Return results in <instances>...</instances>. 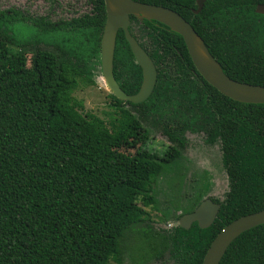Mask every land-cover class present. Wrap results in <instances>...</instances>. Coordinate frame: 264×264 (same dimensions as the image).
<instances>
[{"label": "trees", "instance_id": "obj_1", "mask_svg": "<svg viewBox=\"0 0 264 264\" xmlns=\"http://www.w3.org/2000/svg\"><path fill=\"white\" fill-rule=\"evenodd\" d=\"M135 1L177 11L227 76L264 86V15L255 12L264 0H207L199 14L196 0ZM92 4V15L60 22L0 10V264H122L127 232L147 222L140 264L165 252L175 264H202L226 225L264 210V104L222 95L197 72L180 35L132 17L158 71L153 94L140 104L110 94L108 122L83 115L73 94L101 73L106 21L104 0ZM114 76L125 93L138 92L142 69L123 31ZM145 118L167 138L163 154L146 148ZM188 133L219 143L228 191L213 199L221 208L209 228L162 234L147 211L155 208L153 185L180 158ZM220 264H264V224L238 237Z\"/></svg>", "mask_w": 264, "mask_h": 264}, {"label": "rangeland", "instance_id": "obj_2", "mask_svg": "<svg viewBox=\"0 0 264 264\" xmlns=\"http://www.w3.org/2000/svg\"><path fill=\"white\" fill-rule=\"evenodd\" d=\"M19 9L31 16L43 17L51 22L69 20L90 12L87 0H0V10ZM31 46L24 47L28 59ZM101 73L96 71L95 85H81L74 97L82 102L81 113L96 115L109 120L115 109L111 105L110 91L105 86ZM134 114L136 109L124 104ZM142 123L151 132L146 148L163 154L169 145L167 138L145 118ZM188 145L180 158L168 164L153 185L155 208H148L153 220L150 225L162 234L178 225L179 216L193 212L205 199L223 201L228 191V178L222 163L219 143L209 145L202 134H187ZM133 153L134 149L125 150ZM149 222L134 226L122 242V264H140L139 236ZM142 258V257H141ZM113 264V263H112ZM142 264H175L169 252L160 259L149 258Z\"/></svg>", "mask_w": 264, "mask_h": 264}, {"label": "water", "instance_id": "obj_3", "mask_svg": "<svg viewBox=\"0 0 264 264\" xmlns=\"http://www.w3.org/2000/svg\"><path fill=\"white\" fill-rule=\"evenodd\" d=\"M207 0H196L194 14H199ZM106 23L101 38L100 69L105 86L117 99L132 104L146 102L157 83L156 66L139 42L131 35V16L139 21H156L184 40L194 67L203 79L219 93L233 101L244 104H264V86L239 82L227 76L221 64L210 53L207 45L193 26L177 11L169 7L142 3L135 0H104ZM256 13L264 15V4L256 7ZM119 30H123L136 63L142 69V83L137 93H125L114 76V57ZM221 208L207 198L192 213L183 215L178 226L189 230L193 223L200 229L209 228ZM264 224V210L248 214L226 225L213 239L202 264H220L227 249L243 233Z\"/></svg>", "mask_w": 264, "mask_h": 264}, {"label": "flooded vegetation", "instance_id": "obj_4", "mask_svg": "<svg viewBox=\"0 0 264 264\" xmlns=\"http://www.w3.org/2000/svg\"><path fill=\"white\" fill-rule=\"evenodd\" d=\"M87 3H88V5H89V7H90V12H88V13H84V14H82V15H80V16H78V17H81V16H84V15H92V10H93V4H92V0H87ZM105 9H106V7H105ZM78 17H72V18H78ZM132 17L133 16H131V20H132ZM71 18V19H72ZM106 18H107V14H106ZM135 18V17H134ZM71 19H69V20H71ZM68 20V21H69ZM137 20V19H136ZM62 21H67V20H62ZM139 23H143L142 21H139V20H137ZM58 22H60V21H58ZM149 22H154V21H149ZM156 22V21H155ZM105 23H106V21H105ZM105 26V25H104ZM131 27H132V32H131V35L139 42V44H140V41L137 39V37L139 36V32H138V27H137V25L136 24H134V23H132V25H131ZM130 27V28H131ZM120 31H123V30H119L118 31V33L120 32ZM124 32V31H123ZM125 35V34H124ZM117 36H118V34H117ZM141 45V44H140ZM146 51V50H145ZM147 52V51H146ZM148 53V52H147ZM155 64V63H154ZM157 69V68H156ZM196 69V68H195ZM157 74H158V71H157ZM158 77V76H157ZM158 80V79H157ZM141 83H142V81H141ZM157 84V83H156ZM141 86V85H140ZM155 87H156V85H155ZM140 89V88H139ZM154 90H155V88H154ZM139 91V90H138ZM154 92V91H153ZM129 95V94H128ZM133 95V94H132ZM144 103V102H143ZM213 202H215L213 199H211ZM216 203V202H215ZM199 206V205H198ZM195 211V210H194ZM192 213V212H191ZM189 214V213H188ZM183 215H181L180 216V218L182 217ZM180 218H179V220H180ZM179 222V221H178ZM193 225V224H192Z\"/></svg>", "mask_w": 264, "mask_h": 264}]
</instances>
